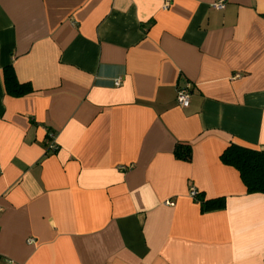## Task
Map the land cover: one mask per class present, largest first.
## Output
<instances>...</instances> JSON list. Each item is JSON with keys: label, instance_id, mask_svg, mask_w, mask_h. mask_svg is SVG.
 <instances>
[{"label": "crops", "instance_id": "1", "mask_svg": "<svg viewBox=\"0 0 264 264\" xmlns=\"http://www.w3.org/2000/svg\"><path fill=\"white\" fill-rule=\"evenodd\" d=\"M216 1L0 0V264H264L221 160L264 148V0Z\"/></svg>", "mask_w": 264, "mask_h": 264}, {"label": "trees", "instance_id": "2", "mask_svg": "<svg viewBox=\"0 0 264 264\" xmlns=\"http://www.w3.org/2000/svg\"><path fill=\"white\" fill-rule=\"evenodd\" d=\"M3 75L5 88L10 94L22 97L33 92L29 84H21L18 81L13 66L5 67ZM180 146L182 145L178 146L177 155L189 160L191 149L188 146L187 152L182 154ZM221 160L225 165L234 167L239 172L248 193L264 194V148L231 144L223 152ZM194 198L201 204L202 210L220 209L225 206L224 198L207 200L199 192Z\"/></svg>", "mask_w": 264, "mask_h": 264}, {"label": "built area", "instance_id": "3", "mask_svg": "<svg viewBox=\"0 0 264 264\" xmlns=\"http://www.w3.org/2000/svg\"><path fill=\"white\" fill-rule=\"evenodd\" d=\"M226 0H218L213 4V7L216 9H224L226 7ZM116 84H119V82H116ZM177 101L179 105L182 108H188L191 103V95H190V88L184 87L179 90L177 95ZM57 148V145L53 143L52 141L49 143V149L55 150ZM191 194L195 196L197 194V191L195 188H191ZM169 204H173L172 202H169Z\"/></svg>", "mask_w": 264, "mask_h": 264}]
</instances>
